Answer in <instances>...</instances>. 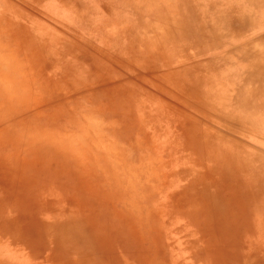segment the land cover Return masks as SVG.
I'll use <instances>...</instances> for the list:
<instances>
[{
	"label": "rangeland",
	"instance_id": "374dc122",
	"mask_svg": "<svg viewBox=\"0 0 264 264\" xmlns=\"http://www.w3.org/2000/svg\"><path fill=\"white\" fill-rule=\"evenodd\" d=\"M0 264H264V0H0Z\"/></svg>",
	"mask_w": 264,
	"mask_h": 264
},
{
	"label": "bare ground",
	"instance_id": "6f19581e",
	"mask_svg": "<svg viewBox=\"0 0 264 264\" xmlns=\"http://www.w3.org/2000/svg\"><path fill=\"white\" fill-rule=\"evenodd\" d=\"M254 60H255V59H254ZM252 61H253V60H252ZM61 146H63V144H62ZM62 148H64V147H62ZM59 149H60V148H59ZM64 150H65V151H68V152H69V151L71 152V151H72V148H64ZM57 151H58V149H57ZM51 157L55 159L53 152H51Z\"/></svg>",
	"mask_w": 264,
	"mask_h": 264
}]
</instances>
